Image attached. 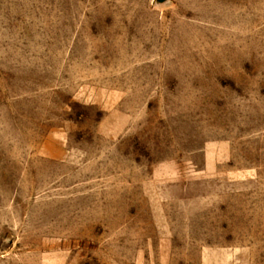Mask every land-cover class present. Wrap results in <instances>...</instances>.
I'll use <instances>...</instances> for the list:
<instances>
[{
	"label": "rangeland",
	"instance_id": "374dc122",
	"mask_svg": "<svg viewBox=\"0 0 264 264\" xmlns=\"http://www.w3.org/2000/svg\"><path fill=\"white\" fill-rule=\"evenodd\" d=\"M0 264H264V0H0Z\"/></svg>",
	"mask_w": 264,
	"mask_h": 264
}]
</instances>
